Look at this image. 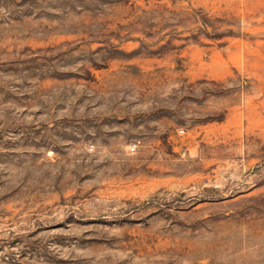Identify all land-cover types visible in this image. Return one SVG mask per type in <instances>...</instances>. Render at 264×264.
<instances>
[{
	"label": "rangeland",
	"instance_id": "obj_1",
	"mask_svg": "<svg viewBox=\"0 0 264 264\" xmlns=\"http://www.w3.org/2000/svg\"><path fill=\"white\" fill-rule=\"evenodd\" d=\"M0 264H264V0H0Z\"/></svg>",
	"mask_w": 264,
	"mask_h": 264
}]
</instances>
